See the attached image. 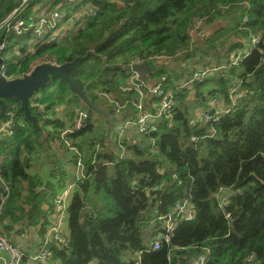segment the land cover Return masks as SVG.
I'll return each instance as SVG.
<instances>
[{
    "label": "trees",
    "instance_id": "obj_1",
    "mask_svg": "<svg viewBox=\"0 0 264 264\" xmlns=\"http://www.w3.org/2000/svg\"><path fill=\"white\" fill-rule=\"evenodd\" d=\"M80 7L83 11L89 7L93 13L74 21L61 43L36 46L33 54L11 64L8 75L23 78L42 58L62 65L93 53L69 78L99 107L103 105L97 103L98 91L120 101L136 99L135 92L124 94L119 89L131 77L129 65L135 58L162 57L180 63L188 81L210 65L204 60L206 52L195 65L188 62L206 45L193 39V25L202 21L204 27L224 19L225 30L234 34L233 39L220 42L221 53L228 56L227 66L216 64L212 70L225 68L194 87L208 82L218 85L210 94L219 95L228 106L233 85L240 83L243 98L235 111L204 125L201 117L194 121L187 111L190 101L184 97L190 88L181 87L177 70L150 71V81L165 76L166 90L175 92L173 117L159 119L155 130L147 133L132 128L116 145L115 120L114 126L100 128L92 122L91 113L86 127L73 131L76 114L90 111L66 82L52 81L37 91L30 102L37 127L25 117L18 101L6 100L8 112L0 122L8 120L12 103L16 120L13 135L0 143V175L10 187L0 214V236L18 245L24 235L25 250L42 248L54 219L52 201L75 184L68 208V247L49 242L52 257L46 264H196L206 250V264H264V0H28L25 4L0 0V26L11 16L12 25L22 21L28 27L48 8L70 21ZM218 32L208 36L211 46H216ZM4 33L0 43L4 36L9 47L16 34ZM253 36L259 38L258 48L233 66L234 53L247 47L243 39ZM233 78L236 82L229 87ZM145 103L152 110L157 100L147 98ZM62 106L68 107L69 119L59 117ZM136 113L129 107L123 122ZM67 128L73 133L64 140ZM79 154L84 178L77 179ZM38 158L50 170L35 169L33 162ZM186 199L195 207L194 220L178 222L170 242H162L153 251L159 219ZM85 208L88 214L82 213ZM145 226L151 229L148 240ZM31 254L24 252L23 263Z\"/></svg>",
    "mask_w": 264,
    "mask_h": 264
},
{
    "label": "built area",
    "instance_id": "obj_2",
    "mask_svg": "<svg viewBox=\"0 0 264 264\" xmlns=\"http://www.w3.org/2000/svg\"><path fill=\"white\" fill-rule=\"evenodd\" d=\"M28 0H23V4H25ZM17 10L13 12L16 13ZM59 13V14H58ZM93 13V12H91ZM52 14V15H51ZM49 15H51V18H49ZM11 16L7 18L4 23L0 26V34L2 31H4L6 34H17V32L20 33L19 37H22L26 35V33H31V37L33 40H39L38 42H41L44 38L53 35V33L58 29V27L61 25V23L65 20V16L61 12L52 11V13L43 14L38 20H35V22L31 23L28 27L24 25L22 21H18L12 25L11 22ZM245 21H248V18L245 19ZM64 27H61L59 30L61 31ZM203 22L199 21L196 22L192 27V36L194 40H199L203 36ZM58 34L54 35L52 38L53 40L56 39ZM258 41V38L253 37L252 44L256 43ZM9 43L4 42L1 40L0 43V54H4L5 50L7 49ZM33 44H28L26 48V52H30L33 47H31ZM24 47L21 46L20 49ZM17 49L15 50V53H13V59L16 60L14 62L15 64L18 63L20 60H23L25 53H21V50ZM249 51H242L238 50L234 53L233 57V66H237L239 62L242 60V58L248 54ZM14 56H16L18 59H16ZM2 58V57H1ZM0 58V59H1ZM160 60H163L162 57H149V58H141L137 57L135 58L131 63L130 67L134 65H140L150 62H158ZM45 63H51L54 65H59L56 62H52L48 59H44L42 62L39 63L45 64ZM225 67H220L219 69H205L199 72H195L193 76L183 84V87L185 88H191L194 86L196 82H201L202 80L206 79L207 77L211 76L213 72L217 70L224 69ZM0 76L4 77L7 80L13 79V77L8 75V67L4 62H1L0 66ZM131 77L127 81V83L124 86H120V91L124 94L136 92L139 96L138 100H127V101H117L115 100L111 95L100 93V97H104L107 103L112 106L113 110H111V113L116 115H123V113L128 110L129 107H133L135 110H137V116L131 117L132 119H128L126 121H122L117 128V132H119V137L123 138L127 130H130L132 128L137 129V132L140 133H147L151 130H155L154 122L161 119V118H172L173 114V108L175 106V92L172 90H166L164 83L167 81V77H162L153 87H148V85H145L141 81L138 80V77L135 73H131ZM16 79V78H15ZM240 85H234L232 92L237 93V91L240 90ZM147 98H157L158 102L156 106L152 107V110H148L146 108L145 100ZM242 98L241 94H238V96L233 97L231 99V104L228 105L227 110H218L220 105L222 103L217 102L216 99L212 100V109H210L208 112L204 113L202 116V122L204 125H209L211 123L217 122L222 115L226 113H230L235 111L236 107L239 106L238 101ZM152 104V103H151ZM11 107V115L8 120L0 122V143L7 137L10 136L13 133V126L14 122L16 120V115L13 110H15L16 104L12 103L10 105ZM211 112H214L213 115H211ZM89 112H81L80 116L76 122V127L73 131H79L86 127V124L90 118ZM73 131L67 130L62 134V139L66 140V135L69 133H73ZM194 142L197 141V138L192 139ZM66 147L70 148L71 150L77 151L75 148L71 147V145L67 142L64 143ZM59 147L63 145L61 141L57 144ZM97 148H100V145L97 146ZM2 160V156L0 154V163ZM95 163V162H94ZM78 178H84V167L82 162V156L78 155V169H77V179ZM0 186L2 187L0 191V214L3 210L4 204L6 200L9 198L10 195V187L7 184L5 180L0 175ZM76 186V185H75ZM71 190H66L64 192H61L58 194V196L52 201V208L54 210V219L53 223L50 227V230L46 236L45 244L44 246L36 250L32 253L30 256V259L34 263H45L52 257V252L49 247V242L53 241L56 244L62 245L64 248L68 247V236L66 235V228L68 225V199L70 196ZM196 212L194 210L193 205L191 202L186 199L184 201H180L176 204L175 207L172 208V210L164 217H161L159 220L163 222L161 230L158 231L156 234V237L154 239V242L152 244V250L157 251L161 248L162 242H170V239L172 237V234L178 224V222H190L193 221L195 218ZM160 238H163L162 241H160ZM0 252H2L5 256L8 257L7 260L0 259L3 264H23L24 259V252L20 249L19 246L11 244L8 242L5 238L0 236ZM209 254V250L205 251L204 255H201L196 259V264H206L207 262V256ZM138 257L140 258V255L138 254ZM253 259H251L252 261Z\"/></svg>",
    "mask_w": 264,
    "mask_h": 264
},
{
    "label": "rangeland",
    "instance_id": "obj_3",
    "mask_svg": "<svg viewBox=\"0 0 264 264\" xmlns=\"http://www.w3.org/2000/svg\"><path fill=\"white\" fill-rule=\"evenodd\" d=\"M58 9V7H57ZM83 9L82 7H80V9L78 10L77 12V19H79L80 17H82L84 15V12H83ZM48 11V14L52 13L51 9H47ZM86 12H90V9L89 7H86ZM59 14V13H58ZM79 14H80V17H79ZM52 15V14H51ZM51 15H49V18H51ZM61 25H63V27L65 28V31H67L69 28H71L73 26V23L71 22H67V21H63L61 23ZM212 27L211 29H213L214 31H219L217 34H216V37L214 38L215 39V44L216 46H211L210 44H208V39L206 38H203L201 37L200 40L198 41L199 42H202V45L200 46H203L205 45L204 47H200L198 48V52L195 54V58L194 60H189L188 62L189 63H192L195 65V63L200 59L201 55L206 52L208 53L207 56H204V60L208 63H210L209 65V69L213 68L216 64H219L221 66H227V62L229 61L228 60V56L226 53H221L222 52V48L220 47V42L222 41H225V40H231L234 38V34L231 32V30H225L226 28H228V22L224 19H219L217 20L216 23H213L211 25H204L203 27V32L205 31L206 27ZM23 32V31H22ZM22 32H17L16 34V39L14 41H12V43L10 44V46L5 50L3 56H2V61L4 62V64H6L8 67H10L11 64H14V59H13V53H15V50L17 49L18 46H24V45H28L29 43L30 44H33L31 47H34L35 45H37L39 42V40H33L32 37L28 38V37H19L20 33ZM24 33V32H23ZM56 34L59 35V32H56ZM214 36H215V33H214ZM203 39L205 40V42L203 43ZM243 45L248 46L249 45V38H244L243 39ZM217 47H220L219 49H217ZM32 50H36V49H31L30 51ZM31 54V52L29 53ZM33 54V53H32ZM15 57V56H14ZM44 59H40L37 64V66L39 65L40 62H42ZM204 60H202V62H204ZM161 70H164L166 72H171L173 70H177V74L178 76L180 77L181 79V84L183 87V84H185L187 78H186V75L182 74V70H181V64L180 63H174V62H168V61H162V64L161 65H158L156 68H155V72H159ZM238 74L241 73V70H238L237 71ZM156 78H159V76H157ZM236 79L233 78L229 84V87L231 86L232 83L236 82L235 81ZM128 81V79H127ZM214 88H219L218 85L212 83V82H208L206 84H204L203 86L201 87H191L190 88V94L187 96L184 97V100L186 101H190L189 102V106L187 108V111L189 112L190 116H193L196 117L195 120L197 118H199L203 112H205V110H203L206 106H208L212 99L214 97H217V98H220L219 95H211L210 94V91L213 90ZM198 92L201 94L200 97H197V93L196 94H193L191 95L193 92ZM101 91H98L96 92L95 96L96 98L98 99L97 100V103L100 104V105H103L102 108L108 110L109 112H111V110H113L112 106H110L103 97H100V94ZM82 103V102H81ZM176 103V102H175ZM82 106H83V103H82ZM85 106V105H84ZM62 109L58 110V115L59 117L61 118H68L67 114H69V110H68V107H65V106H62L61 107ZM78 110V109H77ZM81 113V112H80ZM80 113H77L76 114V120L74 121H77L79 116H80ZM114 118H123V115L119 116V115H116L114 116ZM92 122L97 126H100V128H103V126L106 125V122H104V120L101 119V117L97 116V115H93L92 116ZM98 122V123H97ZM116 122V121H115ZM68 124L70 125V122L68 121ZM113 125V124H112ZM75 126V124H74ZM114 126V125H113ZM119 126H121V124H119L118 122L115 123V129L119 128ZM112 127V126H111ZM72 128V127H70ZM70 128H67L65 131L69 130ZM115 135V134H114ZM43 158H38L36 160H34L33 162V167L36 169L37 167L41 168L43 167L44 168V171L45 170H50V167H48L43 161ZM53 161H56V159H53ZM36 171V170H35ZM34 171V172H35ZM155 212V211H154ZM152 212L151 216H153V213ZM144 223L147 224V221L144 220ZM144 229L146 230V234H145V239L148 240L149 238V234H150V230L149 228H147V226L144 227ZM66 235L68 236L69 235V230L68 228H66ZM18 246V245H17ZM21 249V248H20ZM124 261L127 262L128 261V254L126 256V258H124Z\"/></svg>",
    "mask_w": 264,
    "mask_h": 264
},
{
    "label": "water",
    "instance_id": "obj_4",
    "mask_svg": "<svg viewBox=\"0 0 264 264\" xmlns=\"http://www.w3.org/2000/svg\"><path fill=\"white\" fill-rule=\"evenodd\" d=\"M4 39V36L2 40ZM258 44L255 48H258ZM27 46L22 47L21 53L26 52ZM93 53H89L83 58H77L72 62H68L62 65H54L51 63H45L36 66L29 74L23 78H16L8 81L4 77L0 76V117L7 115L8 106L6 100H16L20 103L21 110L24 112L25 117L33 122V125L37 127L38 120L32 116L30 109V102L35 98L37 91L45 90L50 82L60 80L68 83L74 90L77 97L86 106L91 113L101 117L106 125L111 126L114 121V115L108 110L97 106L86 94L82 88L75 84L70 78L69 73L85 62ZM2 60L0 59V66ZM161 65V62H151L140 65H135L133 71L138 75L139 81L145 85H149L148 72L155 70V68ZM214 112H211L213 115ZM88 214L89 209L85 208L82 212ZM163 238H160L162 241Z\"/></svg>",
    "mask_w": 264,
    "mask_h": 264
},
{
    "label": "bare ground",
    "instance_id": "obj_5",
    "mask_svg": "<svg viewBox=\"0 0 264 264\" xmlns=\"http://www.w3.org/2000/svg\"><path fill=\"white\" fill-rule=\"evenodd\" d=\"M84 12V15L82 16V17H80V14H79V19H77V15L73 18V19H71L70 21H67V22H74V21H76V20H80L81 21V19H82V21L84 20V17L85 16H87L88 14H91V13H89V12H86L85 10L83 11ZM246 18H248V17H246ZM245 18V19H246ZM245 19H244V21H245ZM248 21H249V18H248ZM248 21H245V22H248ZM75 26V25H74ZM74 26H72L71 28H69L67 31H65V28H63L61 31L59 30L61 27H63V25H60L59 27H58V29L53 33V35H51V36H48V37H46V38H44L41 42H39L37 45H35L34 47H33V49H36V46H42V45H45V44H52V43H55V44H57V43H61L62 42V40L67 36V33H68V31L69 30H71ZM56 32H59V35H57V37H56V39H52L53 37H54V35H56ZM23 37H31V33H26V35H24ZM254 37V36H253ZM253 37H251V39L249 40V45L245 48V50H242V51H249L248 52V54L247 55H245L243 58H242V60H244V59H246L250 54H251V51H252V49L253 48H255V45L256 44H258L259 43V38L258 37H256V38H258V41L256 42V43H254V44H252V39H253ZM20 47L21 46H18L17 47V49H20ZM16 49V50H17ZM31 52V54L32 53H34L35 52V50H32V51H30ZM30 52H28V53H25V54H23L24 55V57L26 56V55H28ZM15 58L16 59H18L16 56H15ZM42 59H46V58H42ZM2 60V59H1ZM50 61H52V60H50ZM53 62V61H52ZM135 66V65H134ZM134 66H132V67H130V65H129V69H130V72L129 73H135L134 71H133V67ZM8 67V66H7ZM136 74V73H135ZM137 75V74H136ZM137 77H138V75H137ZM15 79V77H13V79H11V80H14ZM11 80H8V81H11ZM129 80V79H128ZM139 80V79H138ZM234 85H240V87H241V84L240 83H237V84H234ZM234 85H233V87H234ZM233 90V89H232ZM241 90V89H240ZM237 91V93H233L232 91H231V95H232V98L233 97H236V96H238V94H241L242 95V98H243V92H241V91ZM136 93V92H135ZM103 94H105V93H103ZM137 94V93H136ZM108 95H111V94H108ZM138 95V94H137ZM112 97H113V95H111ZM104 98V97H103ZM114 98V97H113ZM138 98H139V96L136 98L137 100H138ZM231 98V99H232ZM105 99V98H104ZM115 99V98H114ZM213 99H216L217 100V102H219V103H223V102H221L220 101V99H218V98H213ZM212 99V100H213ZM116 100V99H115ZM127 100H133V99H128V98H126V99H124V100H122V101H127ZM156 100H157V102H158V99L156 98ZM106 101V100H105ZM117 101H120V100H117ZM107 102V101H106ZM212 101H211V103L207 106L208 107V111L210 110V109H212ZM84 105V104H83ZM86 107V106H85ZM40 110V109H39ZM207 111V112H208ZM15 113V112H14ZM206 113V112H205ZM203 114H204V112H203ZM203 114L200 116L201 117V120H202V116H203ZM10 115H11V113H10ZM10 115H9V117H10ZM173 117V116H172ZM9 119V118H8ZM89 119H91V116H90V118ZM167 119V118H166ZM172 118H169L168 120H171ZM158 121V120H157ZM156 122V121H155ZM155 122L153 123V124H155ZM87 125V124H86ZM155 126V125H154ZM84 129V128H83ZM82 130V129H81ZM80 131V130H79ZM128 131V130H127ZM13 135V133L10 135V136H8V137H11ZM126 135H127V133H126ZM125 135V136H126ZM124 136V137H125ZM114 137L115 138H113V143L116 145V144H118V141H117V139L119 140V139H122V138H120L119 137V132H117V133H115V135H114ZM123 137V138H124ZM193 138H196V137H193ZM192 138V139H193ZM76 149V148H75ZM2 156V155H1ZM76 186H75V184H70L67 188H65L62 192H64V191H66V190H71V192H72V190L75 188ZM1 189H2V187L0 186V191H1ZM71 192H70V196H69V199H68V204H69V201H70V197H71ZM7 201V200H6ZM190 201V200H189ZM6 203V202H5ZM176 206V205H175ZM174 206V207H175ZM194 207V206H193ZM194 210H195V207H194ZM161 222V221H160ZM52 225V224H51ZM160 225H161V227H160V229L159 230H161V228H162V225H163V222H161L160 223ZM176 229V228H175ZM50 242H53V241H50ZM69 242V241H68ZM39 249H41V248H39ZM39 249H37V250H39ZM22 250V249H21ZM23 251V250H22ZM36 251V250H35ZM24 252V251H23ZM32 255V254H31ZM137 256H138V254H137ZM24 260V259H23ZM32 261V260H31ZM32 263H34L33 261H32ZM24 264V263H23ZM34 264H36V263H34ZM44 264H46V262L44 263Z\"/></svg>",
    "mask_w": 264,
    "mask_h": 264
},
{
    "label": "crops",
    "instance_id": "obj_6",
    "mask_svg": "<svg viewBox=\"0 0 264 264\" xmlns=\"http://www.w3.org/2000/svg\"><path fill=\"white\" fill-rule=\"evenodd\" d=\"M212 27H210V26H208V27H206V29H205V31H204V33H203V38H208V36H210L213 32H214V30L213 29H211ZM200 40V39H199ZM198 40V41H199ZM201 41V40H200ZM205 42V40L203 39V43ZM199 45H202V42H199ZM233 57H234V55L232 56V59H233ZM162 61H167V60H160V61H158V62H161V64H162ZM150 72V71H149ZM149 72H148V82H149V85H148V87H153V86H155V84L157 83V81L155 80V79H153L152 81H150V79H149ZM193 94H196V92H193L191 95H193ZM227 108H228V106H224V104L222 103V105H220V107L218 108V110H227ZM205 109V108H204ZM203 109V110H204ZM196 117H194V119H195ZM116 122H118L119 124L123 121V118H115L114 119ZM200 120V117L199 118H197L196 120H194V121H199ZM109 130V129H108ZM117 130V129H116ZM116 130L113 132V134L116 132ZM129 131V130H128ZM113 134H112V136H113ZM107 143H110V141H107ZM22 236V237H21ZM20 236V238H19V240H18V246L25 252V253H27V252H29V254H31V253H33L35 250H37V249H39L38 247H34L33 249H31V250H29V251H27V250H25V237H23L24 235H21ZM156 237V236H155ZM155 239V238H154ZM0 259H3V260H7L8 259V257L7 256H5L2 252H0ZM30 259H28V262L26 263V264H30ZM195 262H196V260H195ZM0 264H3L2 263V261H0ZM25 264V263H24Z\"/></svg>",
    "mask_w": 264,
    "mask_h": 264
}]
</instances>
